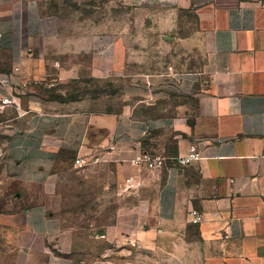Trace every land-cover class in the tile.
<instances>
[{
	"label": "crops",
	"instance_id": "obj_1",
	"mask_svg": "<svg viewBox=\"0 0 264 264\" xmlns=\"http://www.w3.org/2000/svg\"><path fill=\"white\" fill-rule=\"evenodd\" d=\"M56 1L0 0V79L7 80L0 113L14 110L0 122H7L0 198L11 192L21 203L8 199L0 210V264L9 255L11 264H99L44 202L30 200L65 154L114 162L126 199L104 241L140 237L171 261L189 262L197 247L203 264H264V0H124L168 40H178L180 21L190 18L194 32L180 40L208 48L202 68L177 75L167 96L148 95L153 106L192 97L193 107L146 119L106 97L62 102L33 94V84L107 78L126 67L121 28L66 29ZM166 79L149 77L148 87ZM164 133L175 137L164 143ZM194 143L201 158L178 164ZM142 150L166 158L165 166L134 165ZM192 209L203 213L199 224L190 221ZM105 256L101 264H114Z\"/></svg>",
	"mask_w": 264,
	"mask_h": 264
},
{
	"label": "rangeland",
	"instance_id": "obj_2",
	"mask_svg": "<svg viewBox=\"0 0 264 264\" xmlns=\"http://www.w3.org/2000/svg\"><path fill=\"white\" fill-rule=\"evenodd\" d=\"M54 8L59 22L66 29H112L113 25L121 28L126 35V67L121 73L112 72L107 78L97 79L85 75L69 82L33 84L34 95L50 100L106 97L115 100L120 106L124 102L135 106V114L140 119L162 114L166 108L173 113L177 105L193 107L195 102L192 97H163L157 99L154 106L149 104L148 97L151 89L167 96L165 93H169L168 89L177 75L202 68L208 48L193 44L192 41L180 40H187L186 36L194 32L190 18L180 21L182 29L176 31L180 35L177 36L178 40H175V35L168 40L165 36L156 35L150 20L124 0H57ZM54 27L52 18L48 21V28L51 30ZM155 76H166L168 79L157 86L148 87L147 79ZM138 98L144 101L138 102ZM13 116V109H9L6 115L0 113V122ZM6 123H0V169L7 141ZM162 135L164 143L168 138L171 140L175 137L174 134ZM73 158L72 155H63L60 163L54 167L48 185L30 190V200L31 203L44 202L50 214L61 219L64 229L67 232L72 230L78 236L82 243L81 252H90L99 264L103 254L114 264H203L197 247L191 248L189 262L176 259L175 256V260L171 261L160 256L157 249L140 237H123L122 243L104 241L106 228L117 221L118 209L126 199L115 177L114 162L95 156L88 160L86 166L77 167ZM10 193L1 196L0 209L4 208L8 199L14 207L21 204L15 194ZM190 237H198L195 228L190 231ZM9 256L3 258L1 264H11Z\"/></svg>",
	"mask_w": 264,
	"mask_h": 264
},
{
	"label": "built area",
	"instance_id": "obj_3",
	"mask_svg": "<svg viewBox=\"0 0 264 264\" xmlns=\"http://www.w3.org/2000/svg\"><path fill=\"white\" fill-rule=\"evenodd\" d=\"M0 83L2 85H5L7 83V80L5 78L0 79ZM200 158H201L200 150L198 148V145L194 143L191 145L188 154L185 156L177 157L176 162L180 165H188L195 160H199ZM165 161L166 158L162 156L153 155L146 150H142L137 156H135L132 159V163L134 165L145 166L151 170L163 168L165 166ZM88 163L89 161L85 157H77L75 159V165L77 167L86 166ZM189 214L191 216L190 221L193 224H199L200 222H202L204 218L203 213L197 209H192Z\"/></svg>",
	"mask_w": 264,
	"mask_h": 264
},
{
	"label": "trees",
	"instance_id": "obj_4",
	"mask_svg": "<svg viewBox=\"0 0 264 264\" xmlns=\"http://www.w3.org/2000/svg\"><path fill=\"white\" fill-rule=\"evenodd\" d=\"M57 99V98H55ZM58 100L62 101V102H65V101H70V100H76L75 98H67V99H64V98H58ZM2 210V209H0Z\"/></svg>",
	"mask_w": 264,
	"mask_h": 264
}]
</instances>
